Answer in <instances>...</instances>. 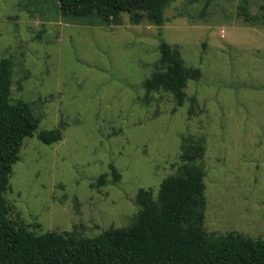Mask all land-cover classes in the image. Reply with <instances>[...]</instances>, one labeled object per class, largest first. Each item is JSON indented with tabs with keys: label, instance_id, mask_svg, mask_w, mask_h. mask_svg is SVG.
<instances>
[{
	"label": "rangeland",
	"instance_id": "obj_1",
	"mask_svg": "<svg viewBox=\"0 0 264 264\" xmlns=\"http://www.w3.org/2000/svg\"><path fill=\"white\" fill-rule=\"evenodd\" d=\"M242 7L259 23H246ZM165 18L89 26L64 18L59 0H0L12 98L40 119L12 167V219L36 234L77 228L87 238L130 228L139 191L156 199L179 168L182 138L194 136L206 143L205 230L264 239V0H174ZM162 40L201 70L182 108L163 91L145 98ZM56 128L61 141L38 140ZM104 174L105 186H93Z\"/></svg>",
	"mask_w": 264,
	"mask_h": 264
},
{
	"label": "trees",
	"instance_id": "obj_2",
	"mask_svg": "<svg viewBox=\"0 0 264 264\" xmlns=\"http://www.w3.org/2000/svg\"><path fill=\"white\" fill-rule=\"evenodd\" d=\"M174 0H59L64 18L85 21L89 26H122L123 15L138 26L162 27L165 11ZM246 23L259 20L240 8ZM264 22V21H263ZM259 23V22H258ZM253 25V24H252ZM160 57L152 77L144 83L146 96L166 92L177 108L188 98L190 81L201 78V70L185 65L178 47L160 42ZM12 61L0 60V264H264V239H252L237 232L209 234L205 228L206 173L204 139L183 137L180 165L175 175L165 178L155 199L151 189L137 195L138 212L130 228H110L87 238L78 229L62 233L36 234L22 220L11 217L6 199L12 167L20 160L26 138H32L40 119L32 104L12 98ZM191 109L196 99H190ZM44 145L63 139L61 128L37 136ZM112 183L120 173L111 164ZM107 175L96 185L105 186Z\"/></svg>",
	"mask_w": 264,
	"mask_h": 264
}]
</instances>
